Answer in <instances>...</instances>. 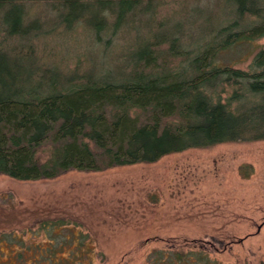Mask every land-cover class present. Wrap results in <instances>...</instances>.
<instances>
[{
    "label": "rangeland",
    "instance_id": "obj_1",
    "mask_svg": "<svg viewBox=\"0 0 264 264\" xmlns=\"http://www.w3.org/2000/svg\"><path fill=\"white\" fill-rule=\"evenodd\" d=\"M227 8L223 0H135L118 19L97 0H0V79L9 70L19 84L83 75L117 80L156 35L168 34L175 50L202 48L224 24ZM13 27L22 35H8ZM260 49L264 38L234 46L217 65L245 71ZM43 222H61L55 229L61 236L85 235L91 264H149L155 251L203 253L217 264H264V140L53 180L0 176V232L48 246Z\"/></svg>",
    "mask_w": 264,
    "mask_h": 264
},
{
    "label": "trees",
    "instance_id": "obj_2",
    "mask_svg": "<svg viewBox=\"0 0 264 264\" xmlns=\"http://www.w3.org/2000/svg\"><path fill=\"white\" fill-rule=\"evenodd\" d=\"M223 1L228 16L202 48L175 50L168 34L156 35L117 80L83 75L19 84L3 70L0 176L53 180L71 171L153 164L188 149L264 140V49L245 71L217 65L222 52L264 38V0ZM97 2L118 19L135 6V0ZM15 22L21 26L19 14ZM8 35L22 34L13 27ZM59 223H41L51 239L62 238L43 247L0 232V264H91L87 237L61 236L55 233ZM148 262L217 264L203 253L178 251H155Z\"/></svg>",
    "mask_w": 264,
    "mask_h": 264
}]
</instances>
